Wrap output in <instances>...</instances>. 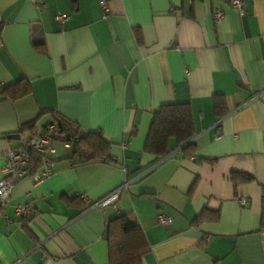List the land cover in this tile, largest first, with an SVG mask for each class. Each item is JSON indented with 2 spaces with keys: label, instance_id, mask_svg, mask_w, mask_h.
<instances>
[{
  "label": "crops",
  "instance_id": "crops-1",
  "mask_svg": "<svg viewBox=\"0 0 264 264\" xmlns=\"http://www.w3.org/2000/svg\"><path fill=\"white\" fill-rule=\"evenodd\" d=\"M242 1L239 14L229 0H0V178L7 151L59 118L110 141L112 159L57 142L52 173L13 186L9 222L0 208V264H108L120 214L149 245L142 264H264V0ZM23 78L30 93L4 98ZM166 103L189 104L194 147L170 139L156 159L142 148ZM118 188L116 207L94 205Z\"/></svg>",
  "mask_w": 264,
  "mask_h": 264
},
{
  "label": "trees",
  "instance_id": "trees-1",
  "mask_svg": "<svg viewBox=\"0 0 264 264\" xmlns=\"http://www.w3.org/2000/svg\"><path fill=\"white\" fill-rule=\"evenodd\" d=\"M75 3V0H72ZM27 79H20L2 88L4 98L15 100L30 93ZM213 107L217 116H223L226 100L222 95L213 96ZM61 123L60 141L69 137L72 155L82 154L86 159H103L111 161L109 153L111 143L98 133H81L76 126L64 119H57ZM32 122L22 125L21 130H31ZM63 135V136H62ZM193 123L188 103H166L152 112V119L148 128L142 152L154 155L156 159L164 155V148L173 139L185 155L193 150ZM35 168V165H33ZM236 182H251L254 178L248 174H234ZM264 209V187L261 195ZM128 214H120L109 220L105 226V240L107 242L108 264H142L143 256L149 251V245L141 228L132 224ZM202 217V215H201ZM197 217V219L201 218Z\"/></svg>",
  "mask_w": 264,
  "mask_h": 264
},
{
  "label": "built area",
  "instance_id": "built-area-1",
  "mask_svg": "<svg viewBox=\"0 0 264 264\" xmlns=\"http://www.w3.org/2000/svg\"><path fill=\"white\" fill-rule=\"evenodd\" d=\"M102 8H106V0H98ZM229 4L239 13L242 14L245 10V5L242 0H229ZM67 14L57 13L54 18L62 22L68 19ZM223 17V11L216 8L213 11V19L219 22ZM60 129L57 122H52L44 127L42 132L36 136H28L21 139V144L18 147L11 148L5 155V164L1 170L3 177L0 178V208L8 202L10 192L20 179L29 176L34 183L40 182L47 178L52 173L53 161L52 154L55 152V145L61 142L64 148L70 147L69 140L60 141ZM35 165V168L33 167ZM119 188L111 191L100 200L94 203L95 206L105 207L111 205L116 207ZM244 203V200H241ZM32 209L31 204H18L13 207L14 215L18 217H26ZM2 215L9 222V217L2 209ZM171 217L166 214H158L155 222L160 226L171 224Z\"/></svg>",
  "mask_w": 264,
  "mask_h": 264
},
{
  "label": "water",
  "instance_id": "water-1",
  "mask_svg": "<svg viewBox=\"0 0 264 264\" xmlns=\"http://www.w3.org/2000/svg\"><path fill=\"white\" fill-rule=\"evenodd\" d=\"M57 123H58L59 129H61V123H60L59 121H58ZM15 137L17 138L18 135H15ZM65 139H66V140H69V137L66 135V136H65ZM262 223H263V225H264V210H263V215H262Z\"/></svg>",
  "mask_w": 264,
  "mask_h": 264
}]
</instances>
